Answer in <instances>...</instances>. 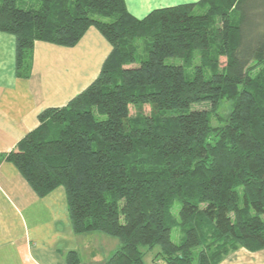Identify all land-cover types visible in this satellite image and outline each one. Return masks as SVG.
Listing matches in <instances>:
<instances>
[{
  "label": "trees",
  "instance_id": "obj_1",
  "mask_svg": "<svg viewBox=\"0 0 264 264\" xmlns=\"http://www.w3.org/2000/svg\"><path fill=\"white\" fill-rule=\"evenodd\" d=\"M91 27L112 46L99 75L43 110L3 159L39 197L64 187L75 233L119 240L104 264H144L156 247L165 264L264 249V0H199L142 19L125 0H0L21 76L37 41L73 47ZM224 98L230 113L213 126ZM200 102L211 110H191Z\"/></svg>",
  "mask_w": 264,
  "mask_h": 264
},
{
  "label": "crops",
  "instance_id": "obj_2",
  "mask_svg": "<svg viewBox=\"0 0 264 264\" xmlns=\"http://www.w3.org/2000/svg\"><path fill=\"white\" fill-rule=\"evenodd\" d=\"M198 1L125 3L133 16L142 19L158 8ZM111 51L95 27L73 47L37 41L30 75L25 77L17 73L15 36L0 32V264H67L71 250L78 252L79 264H104L106 254L112 256L120 247L110 239L111 249L104 252L96 245L106 238L101 233H75L64 187L39 197L16 166L3 159L39 126L43 110L66 105L88 87ZM220 264H264V249L240 248Z\"/></svg>",
  "mask_w": 264,
  "mask_h": 264
},
{
  "label": "rangeland",
  "instance_id": "obj_3",
  "mask_svg": "<svg viewBox=\"0 0 264 264\" xmlns=\"http://www.w3.org/2000/svg\"><path fill=\"white\" fill-rule=\"evenodd\" d=\"M20 3H21V6L25 7V5L22 4V2H20ZM146 42H147L146 39H138L136 41V44L138 45L137 55H138L139 62L141 60H144V59L147 58V52H146V49H145L146 48ZM222 61L224 62L225 59L222 58ZM167 62L168 63H180V61H178L176 59H172V58L168 59ZM195 62H196V64L200 63L199 56L196 58ZM257 71L258 70L254 71L255 74L257 73ZM231 106H232L231 100H229L227 98H224L222 100V102L220 104V108L218 109V111L216 113L215 112L211 113V121H212V125L213 126L221 125L223 119H225L228 116V114L230 113ZM194 109H208V110H211V105L208 102L195 103V104L191 105V110H194ZM132 113H134V110L132 111ZM178 207H179V205H177L175 207V209H174V212L176 214L178 213ZM97 233H99V232H97ZM100 235H104L106 238H104L105 239L104 242H100V243L98 242V244H96V245H97L98 249H102L104 252H106L109 249H111V246L113 244V242H110L111 240L112 241H116V242H118L120 244L119 240L117 238H115V237H112V236H109V235H106V234H103V233H101ZM182 235L183 234L181 233L180 228L174 229L173 233H172L173 241L176 242V243H180ZM159 251H160V248L156 247L152 251L148 252L145 255L144 263L145 264H165L163 259L158 255ZM107 256H109V257H107ZM110 256L111 255H107L106 254V258L107 259L110 258ZM157 256H158V259H157Z\"/></svg>",
  "mask_w": 264,
  "mask_h": 264
}]
</instances>
